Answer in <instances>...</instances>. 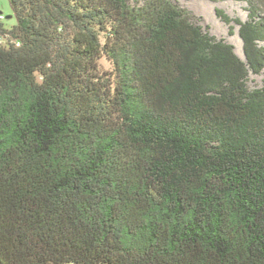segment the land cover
Wrapping results in <instances>:
<instances>
[{
	"label": "trees",
	"instance_id": "obj_1",
	"mask_svg": "<svg viewBox=\"0 0 264 264\" xmlns=\"http://www.w3.org/2000/svg\"><path fill=\"white\" fill-rule=\"evenodd\" d=\"M246 1L244 60L178 0H8L0 264H264V10Z\"/></svg>",
	"mask_w": 264,
	"mask_h": 264
},
{
	"label": "rangeland",
	"instance_id": "obj_2",
	"mask_svg": "<svg viewBox=\"0 0 264 264\" xmlns=\"http://www.w3.org/2000/svg\"><path fill=\"white\" fill-rule=\"evenodd\" d=\"M262 14L264 10V0H254ZM179 4L188 8L193 13L201 16V23L209 27V31L218 38L225 39L234 46L235 52L243 57V42L239 36L238 24L233 20L235 18L244 21L248 16V3L246 0H178ZM222 10L229 17V21H224L217 15L215 9ZM0 14L3 16L1 20L6 27H10L15 23L8 0H0ZM0 42L5 43V39L0 36ZM99 67L102 71L111 69L110 61L105 55L98 60ZM264 84V67L259 73L250 72L248 76V85L250 87H260ZM70 264V263H68Z\"/></svg>",
	"mask_w": 264,
	"mask_h": 264
},
{
	"label": "water",
	"instance_id": "obj_3",
	"mask_svg": "<svg viewBox=\"0 0 264 264\" xmlns=\"http://www.w3.org/2000/svg\"><path fill=\"white\" fill-rule=\"evenodd\" d=\"M7 16L9 17V16H11V15H7ZM242 59H244V60H245V55H244V52H243V57H242Z\"/></svg>",
	"mask_w": 264,
	"mask_h": 264
},
{
	"label": "built area",
	"instance_id": "obj_4",
	"mask_svg": "<svg viewBox=\"0 0 264 264\" xmlns=\"http://www.w3.org/2000/svg\"><path fill=\"white\" fill-rule=\"evenodd\" d=\"M3 18V16L0 14V19Z\"/></svg>",
	"mask_w": 264,
	"mask_h": 264
}]
</instances>
